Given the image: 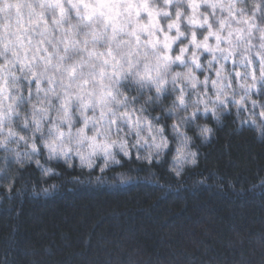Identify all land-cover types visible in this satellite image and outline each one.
I'll use <instances>...</instances> for the list:
<instances>
[{
	"label": "clouds",
	"instance_id": "9594fccd",
	"mask_svg": "<svg viewBox=\"0 0 264 264\" xmlns=\"http://www.w3.org/2000/svg\"><path fill=\"white\" fill-rule=\"evenodd\" d=\"M226 128L264 144V0H0V202L181 178Z\"/></svg>",
	"mask_w": 264,
	"mask_h": 264
},
{
	"label": "trees",
	"instance_id": "16d2710c",
	"mask_svg": "<svg viewBox=\"0 0 264 264\" xmlns=\"http://www.w3.org/2000/svg\"><path fill=\"white\" fill-rule=\"evenodd\" d=\"M175 178L146 169L131 187L0 202V248L27 264H235L264 255V144L218 134ZM69 188L74 190L69 191ZM242 242V243H241ZM51 249L45 254V248Z\"/></svg>",
	"mask_w": 264,
	"mask_h": 264
}]
</instances>
